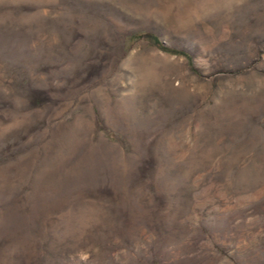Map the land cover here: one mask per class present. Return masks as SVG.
<instances>
[{
	"label": "rangeland",
	"instance_id": "374dc122",
	"mask_svg": "<svg viewBox=\"0 0 264 264\" xmlns=\"http://www.w3.org/2000/svg\"><path fill=\"white\" fill-rule=\"evenodd\" d=\"M0 264H264V0H0Z\"/></svg>",
	"mask_w": 264,
	"mask_h": 264
},
{
	"label": "trees",
	"instance_id": "16d2710c",
	"mask_svg": "<svg viewBox=\"0 0 264 264\" xmlns=\"http://www.w3.org/2000/svg\"><path fill=\"white\" fill-rule=\"evenodd\" d=\"M146 37H147V38H152L153 43H155L156 45H159V44L157 43V39H156L155 37H153V36H151V35H147ZM159 47H160L161 50H163V51H165V52L172 53V54H174V55H184V56L188 57V55L185 54L184 52L177 51V50H173V49H169V48L164 47V46H162V45H159Z\"/></svg>",
	"mask_w": 264,
	"mask_h": 264
}]
</instances>
